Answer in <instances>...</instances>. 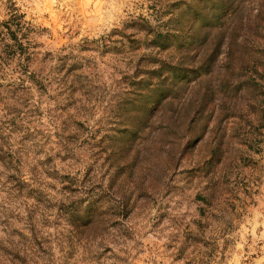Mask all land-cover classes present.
I'll return each instance as SVG.
<instances>
[{"label":"rangeland","instance_id":"obj_1","mask_svg":"<svg viewBox=\"0 0 264 264\" xmlns=\"http://www.w3.org/2000/svg\"><path fill=\"white\" fill-rule=\"evenodd\" d=\"M14 7L44 90L0 76V264H264V0Z\"/></svg>","mask_w":264,"mask_h":264},{"label":"trees","instance_id":"obj_2","mask_svg":"<svg viewBox=\"0 0 264 264\" xmlns=\"http://www.w3.org/2000/svg\"><path fill=\"white\" fill-rule=\"evenodd\" d=\"M213 1L215 2V0H213ZM223 7H224V3L221 6H213V8L216 11H218L219 9L222 10ZM219 17H220V15H219ZM33 27L34 26L29 21L25 20L24 15L21 12H19V10L16 7H14L12 9L10 18L8 20L0 22V76H2V77L7 76V69L11 68L15 64V66L12 67L13 69H11V70L14 72L20 73V76H19V80H20L19 84L20 85L23 86V85H25L26 81H32V83L38 85L40 87V89L44 90V84L38 78L37 73L30 72V70H29V66H30L29 63L32 61V58L35 56L36 52L31 50L33 47H35L34 45H32V41H28V40L24 41V39L29 38L28 35L31 32H34ZM156 39L158 41H160L159 45L161 47H163L164 45H166V43H168L169 35L159 33L156 36ZM208 66H209V64H204V65H201L200 68L203 71L208 72V70H207ZM173 70L178 71V72H183L185 74V72H184L185 70L181 66L177 67V68L173 67ZM249 71H251V70H249ZM252 72H254V74H259V72H257V70H255V69H253ZM175 76H176V73H175ZM247 80H248L247 84L251 88L254 89V92L256 93L259 91L260 94L259 93H257V94H259V97H261V96L263 97L262 99H258V101H259L258 105L260 107H262V108H260V111L262 113V116L264 117V89L262 88V85L257 81L256 77H253V75L249 76V78H247ZM251 127H252L251 128L252 130L248 131V133L251 135L250 136L251 139H248V140H252V141L257 142V139L255 137H256V135L261 134L260 129L263 126L261 124H259L257 126L252 125ZM175 135H180V132H179V134H178V132L175 133ZM187 145H189V144L186 143L185 147ZM216 147H218V149H221L220 144H218ZM252 150H253V148H252ZM170 155H171L170 162L174 163L177 159L176 152L172 151ZM211 156L212 157L207 161L206 166L211 165L213 160L216 157H218L217 151L213 150ZM176 164H177V161H176ZM17 182L19 183L18 185L21 186L22 181L17 180ZM71 213L73 214L74 212H71ZM86 217H88V216H86ZM83 221H84L83 225L89 224V222L87 220H83ZM76 227H80V226H76Z\"/></svg>","mask_w":264,"mask_h":264}]
</instances>
